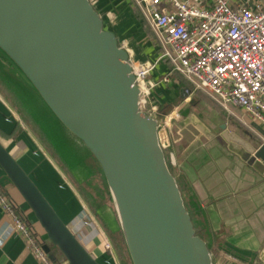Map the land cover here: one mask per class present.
I'll use <instances>...</instances> for the list:
<instances>
[{
    "label": "water",
    "instance_id": "obj_1",
    "mask_svg": "<svg viewBox=\"0 0 264 264\" xmlns=\"http://www.w3.org/2000/svg\"><path fill=\"white\" fill-rule=\"evenodd\" d=\"M131 3L128 17L115 12L105 21L91 0H0V77L41 124L73 173L74 178L70 173L68 178L87 208L104 218L110 209L102 196L90 192L96 211L81 190L89 192L93 179L100 181L115 216L105 220L123 237L128 255L125 264H214L212 247L199 235L169 166L162 141L167 114H162L157 102L153 114L145 96L148 88L156 86L155 90L171 82L174 73L161 59L158 46L154 50L150 40L121 31L123 21L119 19L126 17L124 24L130 26L129 18L136 16ZM115 15L118 19H113ZM123 32L129 34V41L121 40ZM133 41L145 48L138 58L134 47L127 45ZM152 65H156L152 73L139 82L133 66ZM159 67L169 73L156 81L152 75ZM191 93L187 88L182 98ZM198 102L195 96L190 100L191 106ZM224 117L215 135L248 168L264 177V143L235 119ZM61 127L89 153L87 160L70 147ZM33 151L34 156L39 154L37 149ZM39 166L45 167L44 162ZM0 172L4 179H0V192L37 236L50 261L113 264L100 236L106 263L76 233L78 225L90 226L98 236L94 225L82 224L87 218L85 210L73 224L60 214L57 201L65 196L64 185L55 180L51 169L39 173L43 184L39 183L1 137ZM223 249L242 262L264 264L262 255L257 262Z\"/></svg>",
    "mask_w": 264,
    "mask_h": 264
},
{
    "label": "crops",
    "instance_id": "obj_2",
    "mask_svg": "<svg viewBox=\"0 0 264 264\" xmlns=\"http://www.w3.org/2000/svg\"><path fill=\"white\" fill-rule=\"evenodd\" d=\"M98 1L99 5H94L105 21H110L107 14L109 12H120L126 15L128 13L127 6L130 2L133 3L132 0H128V5L125 0ZM229 2L233 6L245 5L252 10L264 8V0H229ZM104 4L107 5V10L102 9ZM136 13L139 19L136 16L129 18L131 21L130 27L133 26L136 32L134 38L139 37L148 42L149 36H152L149 44L156 50L158 45L151 30L137 10ZM126 17L128 16L126 15ZM120 38L123 41H129V34L123 32ZM136 45L139 49L134 47V54L138 58L145 51V48L142 47L140 42ZM168 73L169 69L159 67L152 75V79L158 81ZM0 80L7 82L1 77ZM187 88L192 93L183 99L182 92L186 91ZM7 89L9 91L5 92L0 86V137L4 140V143L5 141L8 142V144H5L8 147L10 146L13 154L39 183L43 182L39 173L47 168L51 169L55 180L59 181L57 168L51 159L54 154L49 155V150L56 153L53 143L49 140V146L45 143V140H42L45 149L38 142L40 138L37 135L34 136V132L23 125L24 122L17 113L19 111L16 112L17 105L23 107L27 113H29V110L24 102L18 98L17 93L9 83ZM7 93H14L20 104L15 102L16 105L12 102L14 106H11L12 104L6 102ZM194 96L199 99L201 94L195 92L188 81L178 74L171 77V82L166 85L162 84L152 91V100L159 104L162 114H167L166 122L168 123H166L163 143L165 144L169 166L181 187L187 192V198L185 197V199L188 202L189 211L196 229L200 233L199 235H202V238L209 242L212 251L217 256L214 264H250L232 257L223 249L224 247L246 259L254 258L257 262H260V255L264 259V177L248 168L237 155L229 150L222 138L215 134L220 120L225 119V114L235 119L247 130L254 129L261 134H264V131L240 109L233 108L232 111L236 117H232L214 103V107H209L199 100L198 103L191 106L190 100ZM20 113L24 117L22 110ZM175 118L179 121H175L177 120ZM32 119L41 129V124L33 117ZM61 129L64 128L61 127ZM65 132L67 131L65 130ZM67 134L69 135V133ZM63 135L70 147L74 149L75 147L69 142L64 132ZM69 137L71 136L69 135ZM71 138L76 145L82 147L73 137ZM35 149L39 151L37 156H34L33 150ZM79 151L74 150L84 160L90 157V155L86 156L85 153ZM41 162H44L45 167L43 165L40 168ZM0 179L2 182L4 181L1 178V172ZM66 182L68 184L61 180L64 185L62 192L65 196L63 200L57 201V206L65 221L73 224L78 217L82 216L85 203L75 185L70 181L66 180ZM8 188L10 189V187ZM11 194L16 198L14 192ZM96 230L98 236L92 227L86 226L80 229L78 225L76 233L81 236L89 251L100 262L106 263L99 236L102 240L105 239L99 229ZM213 238H217L218 241L212 242ZM108 256L110 255L108 254ZM112 263L115 264L114 261ZM120 263L125 264L121 261ZM0 264H43L29 247L26 239L12 230L11 217L3 210L1 205Z\"/></svg>",
    "mask_w": 264,
    "mask_h": 264
},
{
    "label": "built area",
    "instance_id": "obj_3",
    "mask_svg": "<svg viewBox=\"0 0 264 264\" xmlns=\"http://www.w3.org/2000/svg\"><path fill=\"white\" fill-rule=\"evenodd\" d=\"M132 1L152 32L161 59L174 74L232 117H236L233 108L242 110L264 131V8L233 6L229 0ZM155 67L133 66L137 80L144 81ZM155 87L145 90L153 114ZM250 130L264 143V134ZM0 205L11 217L12 230L26 239L37 258L43 264H54L1 192ZM96 226L105 239L107 253L115 264H121L105 232Z\"/></svg>",
    "mask_w": 264,
    "mask_h": 264
},
{
    "label": "rangeland",
    "instance_id": "obj_4",
    "mask_svg": "<svg viewBox=\"0 0 264 264\" xmlns=\"http://www.w3.org/2000/svg\"><path fill=\"white\" fill-rule=\"evenodd\" d=\"M95 5L97 4V5H99V1L98 0H91ZM102 9H104V10H107V5L106 4H104V6H103V8ZM103 10V11H104ZM109 12V11H108ZM136 13V12H135ZM109 16H112V13L111 12H109V13H107ZM137 14V13H136ZM136 17L138 18V15H136ZM113 19H118V17H117V15H115V17L113 18ZM121 19H122V21H123V23L121 22ZM126 19V17H121L119 20H120V22H121V31H124V32H127V33H129L130 35L131 34H133V35H131L132 36V38H134V36L136 35L135 33V29L133 28V26L132 27H130V26H128V25H125L124 24V20ZM139 19V18H138ZM148 37V36H147ZM150 38H152V36H149ZM150 38H149V40H150ZM130 44H131V42H129V43H127V45L129 46V48L131 47L130 46ZM137 43H136V41H134L133 43H132V47H135L136 49H139V47H138V45H136ZM132 50H134V48H132ZM0 82H2V84L3 83H5V82H3V81H1L0 80ZM8 84V83H7ZM3 85H6V84H3ZM2 87V86H1ZM6 87H7V85H6ZM5 88V87H4ZM201 94V93H200ZM17 99V98H16ZM12 100V101H11ZM199 100L201 101V102H204L206 105H208L209 107H214L213 105L215 104L216 106H218L211 98H209L208 96H206V95H203V94H201V96H199ZM5 101L6 102H8L9 104H11L12 102H14L15 103V101H14V99H12V96H8V98H5ZM214 103V104H213ZM8 104V105H9ZM13 104V103H12ZM16 104V103H15ZM17 105V104H16ZM12 106V105H11ZM219 107V106H218ZM220 108V107H219ZM15 110V109H14ZM22 110V107H20V106H18L17 105V110H16V112L17 111H21ZM18 113V112H17ZM18 116L20 117V115H19V113H18ZM203 117V116H202ZM24 119H26L27 121H28V124H30V125H27V124H23L26 128H30V126H31V128H32V130H33V132H34V136L35 135H37L39 138H40V140L38 141V142H40V144L44 147V145H43V143H42V140L44 141V139L42 138V137H44L47 141H49V139L46 137V135H45V133L43 132V130L42 129H40V127L37 125V130L35 129V127H34V125L32 126V123H30L29 121V119L28 118H26L25 116L23 117ZM178 118V117H177ZM177 118H175V119H177ZM22 121H23V119H21ZM175 121H179V119H177V120H175ZM166 123H168V122H166V119L164 120V123H162V130H164L165 131V128H166V126H167V124ZM62 130V129H61ZM62 132H63V130H62ZM9 139V138H8ZM162 141H163V136H162ZM5 143L6 144H8V142H6L5 141ZM163 146H164V148H165V144L163 143ZM10 147V146H9ZM45 148V147H44ZM46 149V148H45ZM55 150V149H54ZM73 150H75V148L73 149ZM54 154V156H55V159L56 160H59V162L61 163V166L64 168H61L60 166H59V163H56L57 161H55V159H53V157L50 155V154ZM49 155L51 156V159L54 161V165H55V167L57 168V175H58V179H60L59 180V182H61V180L62 181H64L65 183H67L66 182V180L67 181H70L71 182V180L68 178V173H70L69 172V168H68V166H67V164L61 159V156H60V154L59 153H54V151L53 152H51V151H49ZM171 168V167H170ZM171 171H172V169H171ZM173 172V171H172ZM70 175L74 178V176H73V173H70ZM175 175V174H174ZM62 176V177H61ZM63 177H64V179H63ZM66 179V180H65ZM178 183H179V181H178ZM68 184V183H67ZM92 185H91V187H88L89 188V192L87 193V196L90 198V202H91V206L93 207V209L94 210H96V211H98V209H97V207H96V205H95V202H93L91 199V193L90 192H93V193H97L98 192V190L97 189H95L94 187H98L100 190L102 189V188H104V187H102L101 186V184H100V181L99 180H97L96 178L95 179H93V181H92V183H91ZM102 188H101V187ZM179 186H180V188H181V191H182V193H183V197H184V200H185V202H186V205H187V208L189 209V205H188V202H187V200L185 199V197L187 198V195H186V191H184V188L183 187H181V184L179 183ZM85 187H87V185L85 186ZM82 188V192H84L83 194L85 195V193H86V188H83V187H81ZM76 189H77V191L79 190L77 187H76ZM88 191V190H87ZM102 191V190H101ZM103 192V191H102ZM78 193L80 194V192L78 191ZM86 196V195H85ZM101 196H102V198H103V200H104V205H106L110 210L109 211H106L105 212V215H104V218H101L100 216H98V217H96L95 215H93L92 213L89 215V214H87V212L85 211V213H86V215H87V220L84 218V220L82 221V224H86V225H95V227H96V225H98V226H100L103 230H104V232H105V234H106V236H107V238H108V240L112 243V245H113V247H114V249L117 251V253H118V258H119V260L121 261V262H123V263H125V261L126 262H128V255H127V252H126V250H125V248H124V241H123V237H122V235H120L119 233H114L112 230H113V228L111 229V226L106 222V218L107 219H109V220H113L114 218H115V216L113 215L114 214V212H113V207H112V204H111V202H110V200H109V198L107 197V195H105L104 193L103 194H101ZM89 210V209H88ZM90 211V210H89ZM91 212V211H90ZM91 216V217H90ZM112 223H113V221H112ZM197 225H198V223H197ZM80 229H83V226L82 225H80ZM96 229H98L97 227H96ZM200 234V233H199ZM117 236H118V238H117ZM119 236H120V238H119ZM201 237H202V235H200ZM117 239V240H116ZM116 240V241H115ZM104 242H105V240H104ZM117 244L120 246V250L117 248ZM212 255H213V260H215L216 259V254L212 251Z\"/></svg>",
    "mask_w": 264,
    "mask_h": 264
},
{
    "label": "trees",
    "instance_id": "obj_5",
    "mask_svg": "<svg viewBox=\"0 0 264 264\" xmlns=\"http://www.w3.org/2000/svg\"><path fill=\"white\" fill-rule=\"evenodd\" d=\"M3 84H6V85H8L7 84V82H5V83H3ZM2 84V82H0V86H2V89L5 91V92H7V91H9V89H7V87H6V85H3ZM5 87V88H4ZM7 95L8 96H12V99H14V101L15 102H17V103H19V100L18 99H16V96H15V94L14 93H7ZM20 104V103H19ZM22 112H23V114H24V116L26 117V118H28L29 120H30V122L35 126V127H37V125L35 124V121L32 119V117H31V115L29 114V113H27V111L25 110V109H23V107H22ZM16 133V132H15ZM15 133H13V134H15ZM44 140H45V143L46 144H48L49 146H50V144H49V142L44 138V137H42ZM80 153H85V155L86 156H88L89 155V153L83 148V147H81L80 148V151H79ZM96 189L98 190V194H103V192L98 188V187H96ZM84 193V192H83ZM85 195H86V197H87V199L88 200H90V198L87 196V193H85ZM117 248L120 250L121 248H120V246L117 244ZM117 252V251H116ZM118 254V253H117Z\"/></svg>",
    "mask_w": 264,
    "mask_h": 264
},
{
    "label": "flooded vegetation",
    "instance_id": "obj_6",
    "mask_svg": "<svg viewBox=\"0 0 264 264\" xmlns=\"http://www.w3.org/2000/svg\"><path fill=\"white\" fill-rule=\"evenodd\" d=\"M63 132L66 134V136L68 137V140H69V142L75 147V149L76 150H80V146H78V145H76L75 143H74V140L72 141V138L71 137H69V135L67 134V132H65V130L63 129ZM95 189H96V187H94ZM86 193H88V191L86 190ZM117 238H118V236H117ZM119 238H120V236H119ZM117 240V239H116ZM115 240V241H116Z\"/></svg>",
    "mask_w": 264,
    "mask_h": 264
}]
</instances>
